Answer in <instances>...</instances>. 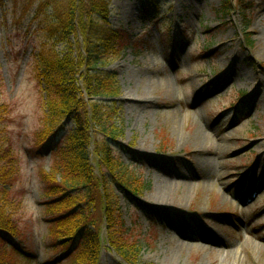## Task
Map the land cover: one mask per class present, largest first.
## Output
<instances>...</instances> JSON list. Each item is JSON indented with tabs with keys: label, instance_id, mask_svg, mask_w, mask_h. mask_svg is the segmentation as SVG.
I'll return each instance as SVG.
<instances>
[{
	"label": "rangeland",
	"instance_id": "rangeland-1",
	"mask_svg": "<svg viewBox=\"0 0 264 264\" xmlns=\"http://www.w3.org/2000/svg\"><path fill=\"white\" fill-rule=\"evenodd\" d=\"M250 2L244 16L238 0L226 15L220 0L111 3L109 21L125 35V49L102 71L118 96L96 101L113 110L115 156L140 186L129 200L112 185L142 250L137 264H264V0ZM49 14L47 0H0V148L10 143L18 154L20 177L8 202L17 204L21 238L14 242L28 255L6 264H74L53 250L43 207L39 166L49 172L53 144L33 152L45 115L33 55L50 40ZM129 89L136 98L126 97ZM82 114L90 117L89 105ZM67 127L76 128L72 120ZM96 134L99 177L95 152L104 137ZM162 180L172 190L164 203L152 196ZM7 249L0 243V252ZM101 250L99 264H128L108 245Z\"/></svg>",
	"mask_w": 264,
	"mask_h": 264
},
{
	"label": "trees",
	"instance_id": "trees-1",
	"mask_svg": "<svg viewBox=\"0 0 264 264\" xmlns=\"http://www.w3.org/2000/svg\"><path fill=\"white\" fill-rule=\"evenodd\" d=\"M231 1L220 0L222 14L234 11ZM112 2L47 0L52 14L45 31L50 40L40 44L33 55L45 110L33 152L44 151L51 140L53 144L49 172H41L43 166H39L38 177L47 198L43 207L50 216L49 232L55 236L53 250L64 254L63 261L74 264H99L103 244L128 264H137L135 257L142 251L137 242H131L119 198L112 191V185H116L131 200L140 186L130 168L115 156L117 128L113 110L110 107L108 111L109 104L107 107L96 101L118 96L116 81L102 71L106 61L121 57L125 49V35L109 21ZM238 4L237 11L243 16L253 9L250 0H238ZM43 7L44 2L37 11ZM252 44L246 42L248 46ZM61 45L64 50L59 51ZM86 103L89 118L82 114ZM71 120L74 130L67 127ZM93 129L104 137L102 143L96 144L99 177L92 168ZM17 155L10 143L4 150L0 148V243L7 249L8 241L13 242L10 251L0 252V264L24 258L14 242L21 238L14 218L17 204L9 203L20 177Z\"/></svg>",
	"mask_w": 264,
	"mask_h": 264
},
{
	"label": "bare ground",
	"instance_id": "bare-ground-1",
	"mask_svg": "<svg viewBox=\"0 0 264 264\" xmlns=\"http://www.w3.org/2000/svg\"><path fill=\"white\" fill-rule=\"evenodd\" d=\"M244 76H245V74H244ZM245 77L248 79L247 75ZM141 91L143 93H145L146 89L142 88ZM132 95H133L132 91L129 89V91L127 92L126 97H128V98H136V97H133ZM137 98L140 101H144V99H145V98H143V96H140V97H137ZM151 159H152V157H150V159L148 160L149 163L152 162ZM155 185H156L155 192L152 193V196L155 199H157L159 202H161V203L168 202L169 199L172 198L171 185H168V183L163 181V180L162 181H157V183Z\"/></svg>",
	"mask_w": 264,
	"mask_h": 264
}]
</instances>
